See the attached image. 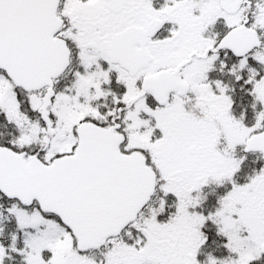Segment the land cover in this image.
<instances>
[{
    "label": "snow or ice",
    "instance_id": "6c2138e0",
    "mask_svg": "<svg viewBox=\"0 0 264 264\" xmlns=\"http://www.w3.org/2000/svg\"><path fill=\"white\" fill-rule=\"evenodd\" d=\"M0 264H264V0H0Z\"/></svg>",
    "mask_w": 264,
    "mask_h": 264
}]
</instances>
